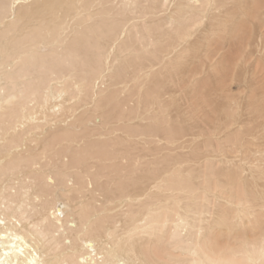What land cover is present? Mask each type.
I'll return each mask as SVG.
<instances>
[{"label":"bare ground","instance_id":"6f19581e","mask_svg":"<svg viewBox=\"0 0 264 264\" xmlns=\"http://www.w3.org/2000/svg\"><path fill=\"white\" fill-rule=\"evenodd\" d=\"M40 1H33L18 11L14 5L21 0L0 2V8L6 4L11 7V12L7 9L0 15V22L7 14L15 16L16 12H21L22 18L19 14L16 20L24 18L27 23L17 28L13 19L14 22L11 20L0 30V264H264V242L258 246L244 239L238 250L226 242L225 247L219 248L217 243L219 234L227 235L226 238L244 234L245 225L256 207L264 212V185L261 184L264 181V146L256 142L264 137V0H151L147 10L141 12L144 18L161 8L167 9L169 13L163 20L174 27L166 36L160 34L167 41L169 39L165 49L161 45L166 41H161L160 36L154 40L155 33L147 28L146 37L151 41L144 42L142 51L150 52L153 58L139 66L135 80L143 75L148 78L158 65L163 74L182 71L178 59L186 56L185 51H190V38L212 11L218 13L214 19L216 28L234 41L230 44L231 58L225 67L229 85L227 102H221V96L217 100L212 98L213 108L218 113H213V118L225 117L221 120L225 123L215 127L213 137L222 128H234L229 137L227 135L229 150L223 147L219 151L220 157H225L221 162L230 164L219 168V163L217 168L212 159L205 157L209 162L200 172L183 170L184 165L192 163L188 160H177L171 168H166L159 167V161L152 165L137 153L134 157V134L131 130L123 132L112 127L111 122L90 127L84 135H73V131L81 132L82 128L80 124L68 126L69 118L77 110L72 106L66 110L67 131L56 136L59 146L67 148V156L62 151L64 154H54L57 163L52 161L55 145L52 148L47 143L49 129L44 130L38 123H48L50 116L60 114L66 96L70 95L67 100L79 101L86 89L89 97L84 105L93 106L87 108L92 109L87 114L94 117L102 107L96 99L102 96L95 90L97 82L112 69L113 62L121 55L133 53L134 49L132 45L117 43L123 29L130 30L124 25L122 32L110 29L112 35L104 47L99 45L102 34L94 32V51L102 47L100 58L104 65L81 69L83 73L94 74L91 82L87 86L75 82L77 92L72 95L66 82L75 70L67 66L60 69L59 74L49 69L44 86L37 91L35 83H29L36 80L33 77L35 69L49 67L53 61L69 63L73 54L78 55L76 48H80L79 44L72 49L75 42L70 40V34L75 36L78 32V36L83 37L82 26L90 24L99 29L104 4H113L116 0ZM164 1H168L166 7ZM119 2L129 9L133 0ZM96 5L99 8L94 10ZM112 10L107 9L104 14L110 15ZM36 21L39 25H31ZM238 44H243L244 51L239 50V53ZM179 46L181 52L176 54L175 51L174 55L173 50ZM255 52L261 54L262 62L258 60L252 69L248 62ZM124 66L133 67L127 61ZM256 76H260L259 79ZM232 85L240 89L238 94L232 91ZM220 86L222 88V84ZM102 97L106 98L104 104L116 98L111 94ZM204 97L208 99L205 94ZM89 117L81 121L84 126L92 125ZM166 130L163 129V135ZM84 137L107 141L99 143L97 140V143L80 147ZM174 137L171 133L161 138L171 143ZM247 137L252 142L249 143ZM231 148L239 153V163L228 159L226 151ZM251 154H257L254 158L257 164H253L255 160L252 163ZM120 158L127 160V167L106 166ZM89 160L100 162L102 169L98 171ZM108 172L112 173L110 179ZM73 174L79 176L78 180L76 177L77 181L69 183ZM90 174L94 175L96 187L89 190L86 181H92ZM52 175L58 177L56 184ZM104 178L105 187L100 182ZM8 181L15 182L16 186H5ZM7 189L14 192L6 194ZM101 190L110 195L102 197L100 202ZM134 203L137 204L135 208ZM123 205L128 208L123 213L124 219L112 217L110 222L109 214ZM162 249L163 259L157 252Z\"/></svg>","mask_w":264,"mask_h":264},{"label":"rangeland","instance_id":"374dc122","mask_svg":"<svg viewBox=\"0 0 264 264\" xmlns=\"http://www.w3.org/2000/svg\"><path fill=\"white\" fill-rule=\"evenodd\" d=\"M1 1L2 0H0V2ZM33 1L39 2L40 0H24V1L21 0V2H17L18 4L14 5V9L18 11L19 8L26 7L30 3L32 4ZM42 1L44 0H41L40 2ZM150 4H151V0H133V2H131L129 5V9L128 8L126 9L122 7V4L119 2V0H116L113 4L105 3L104 11L102 10L101 21L98 26L99 29H94V27L90 24V26H82L83 28L81 30L84 31L83 37L78 36L80 35L78 34V32H77V35L75 36H72L71 34L69 36L70 40L72 42H75V44L72 45V49L77 47V45L80 44L79 45L80 48L78 47L76 48L78 49L77 52L79 56L78 55L76 56L73 54V56L70 58L69 63H66L67 61L65 63L53 61L52 64L49 65V67L48 66L46 68L37 67V69H35L36 72L34 73L35 75H33V77H35L36 80L32 82L30 81L29 83H35L34 85L37 87L36 90L39 91L40 86L43 87L45 84V80L49 75V69H52L55 71V73L59 74L60 69L62 70L64 69V67L66 68L67 66L71 67V69L72 70L74 69L75 71H73V74L71 75L70 80H68L66 83H67L69 92L72 95H75L77 90H76V86L73 84L77 82V83H83V85L87 86V84H89L91 80L93 79L92 76H94V74L93 73L91 74V72H89V74L88 72L87 74L83 73L81 69L88 70V69L96 68L98 65L99 67L101 66L102 68V65H104L102 58H100V54H102L101 51L103 50L100 51V49L104 47V45L106 44V41H108L110 36L112 35V33L110 32V29H113V31L120 30V32H122L123 25L126 27V29L128 28L130 29L129 31H125V28L123 29L124 32L119 36L117 43H119V45H122L125 43L128 44L129 46L132 45L131 47L134 49L133 50L134 52L131 54L121 55V57H119L117 61L112 63L113 64L112 69L110 71H106L104 76L100 77L99 81L97 82V85L95 86V90H97V92L100 95L110 96L111 94V95H114L116 98H113L112 102L108 104H104V101L106 99L105 97H102V96L96 97V99L99 100L97 101V103L99 104L100 102V104H102V107L99 110H97L98 112L97 113L95 112L93 114L94 117L91 118L89 117V114L87 113H89L88 110H92V109H87V108H93V106L88 105L87 107L84 105V103L88 100L87 97H89L88 90L86 89L85 90L86 92L80 95L81 101L80 100L77 101L75 98L71 100H67V98L70 95L66 96V100L63 103L64 108L60 114L50 116L49 118L50 121L48 123H46L45 121L38 123L42 126L44 130L49 129L47 143L50 144L52 148L55 145V148L52 149L53 155L52 154H51L52 156L50 155L53 159L52 160L53 162L57 163L56 157L54 156V154H57V153L60 154L64 152L65 154L64 153L63 154L67 156V153H66L67 148L63 146H59L56 136H58V133L64 131L65 129L67 131V111L66 110L68 107L72 106L73 108L77 110L73 111V114H74L73 117L69 118L68 126L72 128L73 126L75 125L79 126L78 124H80L82 128L81 132L73 131L74 132L73 135H77V136L84 135V133L90 127H93V126L98 127L101 124L105 125L107 122L108 123L111 122L112 127L119 128L120 131L124 132L125 130L126 131L131 130V132L134 134V139H133L134 141H132L134 142L133 143L134 149L132 152L134 154L133 156L136 157V153L137 155L145 156V159L149 161V163L152 162L151 163L152 165H154V163L156 162L157 164L160 163L159 167L165 166L166 168L167 167L171 168L170 165L174 164V162L177 160L178 161L188 160L189 162H192V163L188 164L187 167L186 165H184L182 169L187 170V171L193 170L194 172H200L203 170L204 166L209 162V158L212 159V163L214 162V165L216 164L215 167H217L219 163H220L219 168L221 167L225 168L226 165L230 164L225 161L221 162L223 159L225 160V157L223 156L220 157L219 151L223 147H225L223 149H228V146L226 143L227 135L231 133V131H233L234 128L229 127L232 130L229 128L227 130H223L222 128L219 134L213 137L216 131L215 127L218 126V123H222V124L225 123L224 121H221L222 119H225L224 115L223 117L221 116L219 117L215 115L217 117H214L215 119L213 118L214 114H218L217 112H215L213 108L214 107L213 103H214V99L217 100L219 96L224 98V99L222 98L219 99L221 100V102L222 101L227 102V98H228L227 96H229V92H228L229 85H228V76L226 77L228 71H227V68L225 67L228 65V62L231 58V48H232L231 45L234 43V41L230 40L229 37L225 36V34H223V32L220 31L221 29L216 28L217 23L214 21V19L218 17V13L215 11H212L211 14H209L208 16L209 18H204L203 21L200 22V24L197 27V32L192 36V38H190V42H191L189 45L190 51L184 52L186 56L181 57L183 62L181 61L180 58L178 59L180 60L179 61L181 65L180 68L182 69V71L180 72L174 71L173 73L171 72V73L163 74L160 71L161 66L158 65L156 66L154 70L151 71V74L148 78H145L143 75L140 78H137L135 80V76L138 73L137 70L139 66H141V64L146 63L148 61L147 59L153 58L150 52L142 51L143 46L148 42L150 43L151 41V38L148 39L146 37L148 34L147 28L150 27L149 29H151L155 33L154 35L156 36H154L155 38L153 37V39L155 40L156 37L159 38L160 34H163L164 36H166V34L170 31V29L174 27L173 24L167 23L165 22V20H163V18L166 19L165 16L169 13V10L167 9L165 10L164 8H161V11L156 12L155 14L152 13L150 15L145 16L144 18H141V12L146 11L148 8V5ZM167 5H168V1H164V6L166 7ZM9 7H10L9 4L8 6L7 4L6 6H2L0 8V15L6 12L7 9H9L8 11L11 12V7L10 8ZM96 8H99V6L96 5L93 7L94 10ZM105 9L106 10L113 9V10L111 11L112 13L110 15H105L104 14V12H106ZM23 11L24 10H22V12ZM19 14H17V12L15 16L13 15V13L7 14L5 18L0 22V30L3 27L7 26L13 19L16 21L15 26H17V28L19 27L21 28L27 25V23H25L26 20H24V18L23 19L19 18V21L18 19L16 20V17L18 15L20 17L23 13L20 12ZM188 21L190 22V20H187V23ZM21 23H23V25H19ZM109 24H112V25H109ZM31 25H39V23H37L36 21V22H32ZM210 28H212L211 30H215V33L217 31L218 34L217 33L215 34L214 31L209 30ZM97 30H100V31H97ZM94 32L97 35L102 34L103 36L102 37L99 35L100 36L99 45L102 47L99 48L98 52L94 51L95 50V37H96ZM147 39L149 41H147ZM163 39L166 41V44L163 41ZM160 40L163 41V45H161L163 46L162 49H165L167 42L169 43V39L167 41L161 35ZM144 42L146 43L144 44ZM204 42H206L208 46L206 43L204 44ZM184 45L186 46V44ZM234 46H236V44ZM239 50L244 51L243 44L241 45L238 44V51ZM175 51H176V54L178 51L181 52V46L175 48L172 53L174 54ZM240 52L241 51H239V53ZM260 53L263 54V50ZM158 55H161V54H158ZM260 55L261 54H258L257 52H255L253 57L249 60L248 63L252 69L255 67V63L258 60H259L258 63L262 62ZM126 61L129 64H131V66H133L135 69L133 70V67L125 68L124 63L126 64ZM213 68L215 70H213ZM218 70H220L219 72L220 74L217 72ZM260 75L262 77V73ZM258 77L256 76V78ZM121 81H123V83L120 84ZM220 82H222L221 83L222 88H219L221 87ZM23 83L25 85H31V87L34 86L29 83L27 84V82H23ZM239 90L240 89H238V87L236 88V85H232V91H235L234 93L238 94ZM225 91L227 92V94ZM204 94L208 96V99L207 97H204ZM209 96L211 97L209 98ZM142 97L143 99L141 100ZM199 98H201L202 100H200ZM65 111H66V114H65ZM221 114L223 113H220V115ZM88 117L90 118V122L92 123V125L88 123L86 124V126H84L85 124L83 125V122L81 121L83 119L86 120ZM60 119H64L63 120L64 122L61 123ZM161 127L164 130L165 128L167 129L165 131L166 135L172 133V137L175 136L173 141L172 142L170 141L171 143H167L164 138H161L165 135V134L163 135L164 132L162 133L163 129H161ZM170 128L172 131L171 130L169 131ZM121 135L122 137L124 136L122 133ZM219 138L221 140H219ZM97 140L99 143L107 141L106 139L92 138L91 140L90 137L88 138L84 137L85 144L84 142H82L80 147H82V145L87 146V144H90V143H97ZM247 140L249 142L251 139L249 138ZM256 142L261 143V145L264 146V137L260 139V142L258 140ZM251 148L253 147L251 146ZM228 150L226 151L227 157H229L228 159H230V161H234L235 163H239V161H237L239 160V157H238L239 153H236L233 148H231L230 151ZM216 154H219V155H216ZM205 157H209V158L206 160ZM250 157H251L250 159L253 160L252 163L255 160L253 164H257L256 159H254L255 157H257V154H253V155L251 154ZM65 160H67V157ZM89 161H90V164L95 165V168L98 171L102 169L101 167L103 165L100 162H96V160H89ZM126 162H127L126 159L120 158L119 160L116 161V163H113L111 165L107 164L106 166L108 167L110 166V168L113 166L114 168L120 169L121 166H123V168L127 167ZM83 165L85 166L87 165V163L83 162ZM93 168L94 167H92V173H95L94 170L96 169H93ZM108 174L110 173L108 172ZM52 177L54 178L53 183L56 184V180H57L56 178L58 177H56L55 175H52ZM76 177L78 180L79 176H75V174H73L71 177L72 180L69 181V183H74L75 181H77ZM89 177L92 179V181H89V182L86 181V187H87L86 189L90 190L96 187V184H95L96 181L94 179V175L90 174ZM111 177H112V173L110 174L109 179ZM116 177L117 175L115 176V178ZM100 182L103 183L102 185L104 187L107 185V181L105 178L104 180H100ZM262 182L263 183L261 184L264 185V181ZM9 185L13 187L16 186L15 182L13 183V181H8L7 183H5V186H9ZM66 187H67V182H66ZM112 188L114 189V187ZM11 192L13 193L14 190L7 189L5 191L6 194H9ZM101 193L102 195L99 198L100 202L103 201L102 197L106 198V197H109L110 195L109 192L105 194V192H102V190H101ZM89 195L90 194H88V196ZM136 205L137 204L134 203L133 207L135 208ZM127 209L128 208L124 205L121 208L118 207V208L113 209V211L109 214L110 222L113 221V218L123 220L124 219L123 213L126 212ZM252 213L253 215L249 217L245 225L247 231L244 234L242 233L241 236L239 235L236 236L233 234L231 238L229 236H228L229 238H226L227 235L225 234L218 235L219 237L217 238V241H218L217 243L219 245V248L225 247L226 243H228L229 246H233L235 248L237 247L236 249L238 250V247H240V242L243 241L244 239L248 241L249 243H254L255 245H258V246L264 242L262 241V239L264 238V212L259 210V208L256 207L254 209V212L252 211ZM262 236L263 238H261ZM157 252L159 255L157 254ZM157 252L156 254L159 257H162L164 255L163 249L159 251L157 250ZM164 258H165V255H164Z\"/></svg>","mask_w":264,"mask_h":264}]
</instances>
